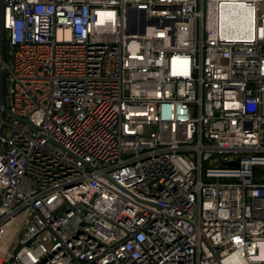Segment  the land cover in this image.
Instances as JSON below:
<instances>
[{
    "label": "built area",
    "instance_id": "2783aa9c",
    "mask_svg": "<svg viewBox=\"0 0 264 264\" xmlns=\"http://www.w3.org/2000/svg\"><path fill=\"white\" fill-rule=\"evenodd\" d=\"M0 264H264V0H0Z\"/></svg>",
    "mask_w": 264,
    "mask_h": 264
},
{
    "label": "water",
    "instance_id": "95a60500",
    "mask_svg": "<svg viewBox=\"0 0 264 264\" xmlns=\"http://www.w3.org/2000/svg\"><path fill=\"white\" fill-rule=\"evenodd\" d=\"M6 113L8 112V110L7 109H5L4 110ZM16 119H18V120H21V121H25V120H23V119H20V118H18V117H15ZM229 165H234V163H229Z\"/></svg>",
    "mask_w": 264,
    "mask_h": 264
},
{
    "label": "bare ground",
    "instance_id": "6f19581e",
    "mask_svg": "<svg viewBox=\"0 0 264 264\" xmlns=\"http://www.w3.org/2000/svg\"><path fill=\"white\" fill-rule=\"evenodd\" d=\"M237 261H238L239 263H241V261H240L239 259H237Z\"/></svg>",
    "mask_w": 264,
    "mask_h": 264
}]
</instances>
